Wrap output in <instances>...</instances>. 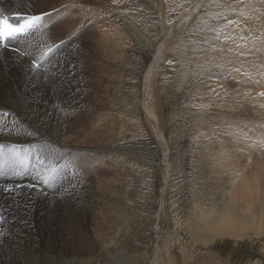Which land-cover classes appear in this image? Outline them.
Returning a JSON list of instances; mask_svg holds the SVG:
<instances>
[{
    "label": "rangeland",
    "instance_id": "374dc122",
    "mask_svg": "<svg viewBox=\"0 0 264 264\" xmlns=\"http://www.w3.org/2000/svg\"><path fill=\"white\" fill-rule=\"evenodd\" d=\"M52 1L56 4L61 0ZM207 1L209 0L195 8L190 20L184 22V25L187 24L184 29L177 19L181 11L185 10L193 0H69L59 4L55 8V13L49 11L48 20H42L38 25L44 48L50 41L55 40L56 35L64 36L54 44H49V47L55 45L53 49L57 46L65 49L68 45L72 49L80 46L77 49V54L80 55V59L78 58L80 73L76 69L77 74L81 75L76 77L80 78V82L65 88L63 98L64 103L76 101L77 106L69 109L61 107L62 111H60L61 118L66 122V132L69 128L71 134L77 139H83V136L76 135L75 132L81 131L84 134L82 131L88 130L90 133L87 139L84 137V142L88 143L83 144L85 146H74L77 148L74 151L72 148H63L61 168L71 166L74 162L71 156L75 155L76 163L79 164L77 174L80 177V171H86V167L91 163L94 170L99 169L98 172H105L102 175L120 181V184L114 187L113 194H120L122 201L120 211L122 217L119 218L117 214H113L111 218L114 221L111 228L116 237L114 241H111L112 243L103 242L109 243L106 249H103V244L95 242V246L99 247L96 251L85 255L74 254L73 251L65 248L63 240L57 239L55 240L56 249L52 254L59 260L66 259L68 264L71 261L72 264H155L157 243L162 245L168 239L167 246L172 264H264L263 223L259 224L260 227L253 226V229H248L247 235L237 240L230 236L220 238L212 236L211 233L201 232L202 230L194 224L193 217L196 212L208 211L214 207L220 209L221 200L230 188L227 182L229 174L222 173L226 168L223 170V165L215 162L218 161L219 153L210 157L212 159L209 163L205 161L206 154L202 153L200 146L205 145L211 148L207 144L209 139L214 141L211 146L215 150L224 149L225 159L230 162L233 160L235 164L233 168L237 172L246 174L244 188L249 182L251 187L248 192L252 195L244 196L245 200L255 199L257 192L261 200L264 196V166L257 165L258 159H264L262 155L264 154V137L261 138L262 135L264 136V95L259 93V90L264 89L261 83H245L247 79L245 77L257 74L256 69L259 70L260 65L255 64L253 68L251 65L249 70L243 67L244 63L235 65L225 60L224 64L219 62L216 56H213L210 60L212 63L208 61V64L204 62L206 60L201 63L197 58H192L197 54L202 57L198 53L199 50H204L202 48L214 54L226 51L230 56L232 53L240 55L245 51L251 52L253 44L250 40L251 37H256L253 29L260 28L259 23L264 18L262 13L264 10L250 6L255 0H240V2L219 0L220 3L236 5V13L230 11L223 18L213 19L212 17L217 13L227 9L221 10L216 6L215 0H212L211 7L208 4L205 6ZM6 5L11 7L10 3ZM49 5V2H43V0L24 1L28 11L43 10ZM81 10H90L93 14L81 16L82 14L79 13ZM242 12L248 15L243 14L241 17ZM74 13H77L79 22L71 31L67 32L64 29L55 31L59 21L65 20L69 14ZM91 17H93L92 20ZM238 19L241 27L234 31L233 26L228 25V20ZM210 27L220 29L219 40L213 38L214 33L208 32ZM167 30L175 34L170 44L172 48L160 56L154 67L157 80L155 83L157 87H155L158 89L156 94H161L162 100L159 101L157 95L153 96V105L158 117L157 126L159 125L162 129L163 132L159 130L162 135L164 133L169 147L171 174L168 177L169 181L165 183L163 167L168 148L161 143L145 116L142 85L145 71L153 60L158 41ZM225 35L235 36L236 40L224 41ZM239 35H244L246 39L239 40ZM106 40L110 43L108 44ZM237 44H242L243 47L237 48ZM176 45L181 46L182 49L176 48ZM256 46L261 49L250 57L251 60L249 56L245 58L247 62L250 61L253 64L260 62L264 67V50L262 51L264 41L257 43ZM84 48L87 50L86 53ZM178 50L181 52L177 53ZM50 52L46 53V56ZM64 54L60 58L56 55V58L58 57V61L61 59L62 62L59 63L65 65ZM216 61L220 63V66L216 64ZM28 63L30 68L37 69L30 61ZM43 65L32 77L29 90L30 94L39 90L40 96L43 93L49 95L41 101L40 97L36 96L39 102L48 104L53 91L52 83H59L60 74L64 73V69L62 72V69L60 70L62 66L57 64L55 68L58 72L53 79L51 71L53 65L47 61ZM238 66L243 70L240 71ZM262 67L260 70L264 72ZM205 72L208 73L205 74ZM18 74V70H12L9 75L0 73V82L9 83L16 79ZM245 89L256 98V102L253 101L250 104L248 99L245 100L247 98ZM72 92L73 98H71ZM103 108L110 115L114 114L117 117L120 113L124 117V122L115 125V129L111 128L113 134L111 133L108 136L111 139L106 141H100L103 133L98 132L100 112L104 110ZM208 114H210L209 117ZM232 117L236 124L231 121ZM228 125H230L228 128L231 127L230 130L227 128ZM230 131L233 133L229 134ZM234 134L235 136H232ZM227 142H234V147L228 146ZM222 146H227V150ZM159 153H161L160 157ZM231 155H233L232 158ZM100 167L103 171H100ZM94 170L92 179L100 178L101 173L98 174L97 171L95 173ZM94 184L91 185L87 195L83 196L84 205H72L77 207L87 205L88 199L92 197ZM162 187L165 188L163 196ZM69 189L67 188L68 193H70ZM105 192L108 193V190L106 189ZM61 196L60 202L66 203L65 196ZM245 200L243 199L242 202ZM161 205L164 207L162 211H160ZM255 205L257 208L254 207ZM253 207L259 210V205L255 202ZM4 211L11 212V209L4 207L3 213ZM158 213H161L159 218ZM250 215L248 211L242 214L246 218ZM263 218L262 215L258 219L263 220ZM189 225L191 229L188 230ZM158 226L164 234L163 236L161 234L159 238H157ZM256 230L259 233H255ZM114 235L112 234L113 237ZM42 247L44 248V244ZM182 247H185L188 252L184 255L185 259L182 255ZM65 252H72V254ZM48 256L49 252L46 249L41 250L43 262ZM75 257L79 259L74 261ZM164 261L166 264L170 263L169 259ZM17 262L16 259L15 263ZM56 263L60 264L53 260L47 262V264Z\"/></svg>",
    "mask_w": 264,
    "mask_h": 264
},
{
    "label": "bare ground",
    "instance_id": "6f19581e",
    "mask_svg": "<svg viewBox=\"0 0 264 264\" xmlns=\"http://www.w3.org/2000/svg\"><path fill=\"white\" fill-rule=\"evenodd\" d=\"M24 1L27 2L29 0ZM24 1H0V12L30 15L47 13V11H52L53 13H55V8L59 6V4H62L69 0H61L56 4L52 0H43V2H49L50 5L46 6V9L38 11L26 10ZM205 1L206 0H193L190 5L188 4L189 6L185 10L181 11L177 21L182 24L183 29L184 27H187V24L184 25V22L187 20L189 21L200 3H203ZM211 2L212 0L207 1L205 6L208 4L211 7ZM7 3H10L11 7L9 5H6ZM250 6H256L255 8H262L264 10V0H255V2L250 4ZM221 10L223 9L221 8ZM226 11L223 12L224 16L230 13V11ZM79 13L82 14L81 16H91V14H93L90 10H81L79 11ZM262 13L264 14V11H262ZM243 14L248 15V13ZM48 16V14L45 15L42 20H48ZM92 19L93 17H91V20ZM78 22L79 20L77 17V13L69 14L65 20L59 21L57 23V25L55 26V31L59 32L62 29L67 30V32L68 30L71 31ZM259 24L260 28L253 29V33H255L256 37H251V35L250 37L252 38V41L249 39L253 44V49L251 52L245 51L243 55H238L231 52L232 56H230V54L226 51L220 54H214L213 52L208 51L206 48H202L204 50L198 51V53L201 54L202 57H200L198 54L196 56V53H194L196 57L192 58H197L201 63L202 61L206 60L204 62L208 64V61H210L213 56H216L218 61L224 64L226 63L224 61L228 60L230 62H233L232 64L235 65L244 63L243 67H245L246 69H249L251 65L253 68L255 64L258 66L260 65L261 69L262 64L260 62L253 64L250 61L247 62V59L245 58L249 56L250 59V57L252 55L254 56V53L258 49H261L257 47L256 44L264 41V18ZM200 30L201 29H199V31ZM63 36L64 35H62L61 37L56 35L55 40L50 41L49 44H54L58 40L62 39ZM174 36L175 34L171 33V30H167L160 39L161 41H158L156 50L154 52V57L152 58L153 60L148 65L145 71L142 85L143 107L145 116L148 119L152 129L155 130L156 134L158 135L161 143H163L168 148V154L165 157L163 167V182L165 183L169 181L168 177L171 174L169 165L170 156L169 147L166 143V137L164 133L162 135V133L160 132V130L162 131V129L159 127V125L157 126L158 121L156 122V119L158 117L155 106L153 105V96L157 95L160 101L162 100V95L159 93L156 94V91L158 92V89L155 85L157 80L154 67L157 64L160 56L168 51V49L172 48L170 44ZM106 41L108 42V40ZM10 42L15 43V47H17L21 51L0 48V73L3 75H9L11 74L12 70L19 71L18 76L15 77L16 79H14L13 81H10L9 79V83L0 82V145H2V148H0V171L4 172V174L0 175V264H47V262L50 260H53L55 262L58 261L60 264H68L66 259H63L64 261L59 260L52 254L56 249L55 240H63L65 248L70 249L74 254L76 253L81 255L96 251V249L99 247L95 246V242H97L98 244H103V249H106V246H108L109 243L106 244L103 242L110 241V243H112L111 241H114L116 234L114 235V231L111 228V225L114 224V221L111 218L113 214H117L119 218L122 217V213L120 212L122 209V201L120 194H113V189L115 186L120 184V181L112 180L109 179L106 175H102L105 172H98L99 169L94 170L91 163H89V165L86 167V171L81 172L79 170V177L77 174V165L79 164L76 163L75 155H70L71 159L74 161L71 166L67 165L66 168H61L63 148H72L74 151L75 149H77L74 146H85L83 144L88 143H85L86 141L84 142V139H87V136L90 133L88 130H83L82 132L84 134H82L81 131L78 133L75 132L76 135H79L81 137L83 136V139L75 138L73 134H71L69 128L67 132L65 131L66 122L61 118V107L64 109H69L71 107L77 106L76 101H73L71 103L66 101V103H64L65 100L63 98L65 88H67L68 86L72 87L71 84L80 82V78H76L78 75L81 76L80 74H77L76 71L77 69L80 73V63H78L80 62V55L77 54V49H79L80 46H75L74 49L69 47V45L66 49L57 46L50 52L49 55L46 56L45 50L50 45L48 44L46 48L43 47L44 44L42 43V37H40V30L38 25L23 37L19 36L15 40H11ZM107 42L105 43L106 45L110 43L108 42L107 44ZM177 45L176 48H179L181 50L182 47ZM180 50H178L177 53L181 52ZM263 50L264 49H262V51ZM86 52L87 50L85 49V53ZM63 54L65 55L63 57L66 62L65 65L59 63L62 62L61 59L58 61V57L56 58V55L60 58ZM81 55H83L82 51ZM257 55L259 57V54ZM37 59L39 60V62ZM33 60L39 63L37 69H32V67L30 68L28 61H30L32 64ZM45 61H47V63H49L50 65H53V68L51 69L53 79L58 72V70L55 68L57 64L59 66H62L60 68V70L62 69V72L64 69V73L60 74L61 78L58 81L59 83H52L53 91L48 104L39 102L36 96L40 97L41 101L44 97L48 98L49 95L43 93L42 96H40L39 90V92L35 90L36 93L32 92L30 94L29 90L32 77L40 68L44 66L43 63ZM218 61H216V64L220 66V63ZM238 69L240 70L241 67L238 66ZM260 69H256L257 74L250 77H245L247 78L245 83H261V87L264 89V72H262ZM242 70L243 69H241L240 71ZM206 73L208 72H205V74ZM170 77L172 76L170 75ZM155 88L157 90H155ZM218 89L220 90V88ZM245 91L247 90L245 89ZM248 91L246 92L247 98H245V100L248 99L250 104L253 101L256 102V98H254L252 94H249L250 91ZM252 93L254 92L252 91ZM259 93H264V90H259ZM71 98H73V92ZM107 103L108 102H106V104ZM5 113H7V115H5ZM209 115L210 114H208V117ZM100 116H103L102 119ZM100 116V120L98 117V132L103 133L100 141H106L111 139L110 137H108L112 133L111 128L113 129L115 125L124 122V117L120 115V113L117 115V117H115L114 114L110 115L105 109L100 112ZM231 121H233V117ZM234 122L236 121H233V124H236ZM229 126L230 125H228L227 128ZM230 128L228 129L230 130ZM231 131L229 134L233 133ZM232 136H235V134ZM263 137L264 136L262 135L261 138ZM207 138L209 139L210 137ZM216 142L218 144L219 139L216 140ZM227 143L228 146L234 147V142ZM207 144L212 149L205 145L200 146L202 153L206 154L205 161L209 163L212 159L210 157H213V155L216 156V153H219L218 161L215 162L222 164L224 167L223 170L226 168L224 171H222V173L229 174L227 182L230 184V188L224 195V198L226 195H228V197H226L227 199L223 198L221 200V208L217 209L214 207L208 211L203 210L196 212L195 216L193 217L194 224L197 225V228L199 230H202L201 232L211 233L212 236H217L220 238H222V236H230L237 240L239 238H242L244 235H247V230L253 229V226L260 227L259 224H264V218L263 220L258 219L262 215L264 217V196L262 198L263 200H261L257 192V194L255 195V199L246 201L244 196L250 197L252 195L250 194V192H248L251 187V184L249 182L247 183L246 188H244V183L247 180L246 174L237 172L236 169L233 168L235 166L233 160H231L230 162L225 159L226 155H224V153L226 152L224 151V149L222 151L219 149L215 150V148L211 146V144H214L213 140L209 139ZM222 147L224 148L225 146ZM81 149L83 150L84 148ZM160 154L161 153H159V157ZM232 156L233 155H231V158ZM16 157L23 159L28 165L26 169H20L19 165L17 164V169L21 172L20 175L14 174L10 168L12 161ZM86 161L84 162L87 163ZM257 165L264 166V159H258ZM71 167L72 170H70ZM101 167L100 171H103ZM104 168L107 167L104 166ZM52 169H55V171H52ZM60 169L62 170L61 173ZM93 170L95 171V173L96 171L98 174L101 173L102 176L100 178L92 179L91 175H93ZM44 176L49 177L47 183H44L43 181ZM97 177H99V175ZM92 184H94V189L92 197L88 199V204L84 207L73 206L72 204L84 205L85 199L83 198V196L88 193ZM67 188H70V193H68ZM106 189L108 190V193L105 192ZM164 192L165 188L162 187V196ZM61 195H63V197L65 196L66 203L60 202L62 197ZM256 196H258L257 199ZM15 198H17V200H15ZM243 199L245 200L244 202H242ZM254 202L259 205L258 211L254 208L256 207V205L253 207ZM4 207H10L11 212L4 211L3 213ZM163 208L164 207L161 205L160 211H162ZM244 211H248V213L251 214L250 217L248 216L249 218L243 217L245 214L242 216ZM159 217H161V213H158V218ZM13 225L16 226L14 227ZM189 229H191L190 225L188 226V230ZM255 233H259V231L256 230ZM112 234L114 235V237L112 236ZM161 234L162 236L164 235L163 233H161L160 226H158L157 238L161 237ZM168 243V239L165 240L162 245L160 243H157L155 249V264H166L164 260L168 259L170 260V263H167L172 264V258L170 257L167 246ZM42 244H44V248L42 247ZM44 249L49 252V256L45 258V262H43L41 258V250ZM185 249V247H182V255L184 259L186 258L184 257V255L188 253ZM65 253H68L69 255L72 254V252ZM16 259L18 260L17 263H15ZM78 259L79 257H75L74 261ZM69 264H72V261L69 262Z\"/></svg>",
    "mask_w": 264,
    "mask_h": 264
},
{
    "label": "snow or ice",
    "instance_id": "6c2138e0",
    "mask_svg": "<svg viewBox=\"0 0 264 264\" xmlns=\"http://www.w3.org/2000/svg\"><path fill=\"white\" fill-rule=\"evenodd\" d=\"M240 2V0H238ZM216 6L222 9H227L229 11L235 12L236 5H233L231 3H220L219 0H215ZM240 16H243V13H240ZM224 13H217L216 16L212 17L213 19L217 18H223ZM17 20L19 21L21 18L19 16L16 17ZM41 19L40 16L33 15V16H28L26 18H23L22 22H19L17 24H12L8 21V18L6 16H2L0 14V46H7L6 42L9 40H15L17 37L24 35L27 33L29 29H32L37 26L38 21ZM228 25L233 26V30L240 29V21L238 20H228ZM208 32L214 33V39L219 40L220 39V29H217L216 27H210L208 28ZM239 40L244 41L246 37L244 35H239ZM224 41H235L236 37L231 36V35H225L224 36ZM207 42V41H205ZM237 48L243 47L242 44H237ZM51 51V49H49ZM231 51V49H229ZM240 55H243V53H240ZM35 63L33 64V67H37ZM264 95V93H262ZM7 115V113H5ZM0 148H2V145H0ZM11 151V150H10ZM17 164L19 165L20 169H26L28 165L25 163L23 159H20L19 157L14 158L12 161L10 168L12 172L16 175H20L21 172L17 169ZM52 171H55V169H52ZM4 174L3 171H0V175ZM49 177L44 176L43 181L44 183L48 182Z\"/></svg>",
    "mask_w": 264,
    "mask_h": 264
}]
</instances>
